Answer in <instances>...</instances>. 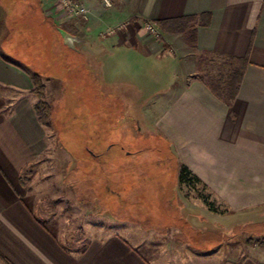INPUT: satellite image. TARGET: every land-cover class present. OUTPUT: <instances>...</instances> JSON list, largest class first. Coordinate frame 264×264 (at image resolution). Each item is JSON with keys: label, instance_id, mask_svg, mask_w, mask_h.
Returning a JSON list of instances; mask_svg holds the SVG:
<instances>
[{"label": "crops", "instance_id": "1", "mask_svg": "<svg viewBox=\"0 0 264 264\" xmlns=\"http://www.w3.org/2000/svg\"><path fill=\"white\" fill-rule=\"evenodd\" d=\"M76 1L89 13L71 17L70 28L50 14L53 0H12L3 8L6 15L20 18L29 13L38 23L37 31L30 32L37 38L33 46L41 51L47 46L46 34L55 36L52 32L59 30L80 38L65 36L69 46L84 37L105 39L102 43L111 45L110 52L123 61L146 59L163 69L162 62H169L172 82L161 88L155 81L160 88L144 107L147 119L169 143L179 174L186 166L233 213L264 208V0H112L109 7L103 0ZM189 18L193 23L183 28L169 26L177 30L157 24ZM147 22L156 26L157 34L147 30ZM121 24L102 38L103 31ZM24 26L22 31H28ZM186 28L194 31L190 50L180 38ZM14 46V41L13 46L0 42V264H264V251L223 258L218 240L201 241L206 236L201 226L188 221L207 217L187 209V222H178L182 227L171 236L172 223L161 229L137 219H120L117 232L87 230L85 237L66 233L55 218L79 215H64L49 201L37 168L48 147L46 125L35 112L38 98L31 92L32 74L42 72L34 61L41 60L35 56L30 62L22 49L11 50ZM191 56L200 57L194 65ZM204 56L247 57L232 103L196 75ZM179 188L180 178L175 187L180 202ZM91 214L86 218H110ZM171 238L183 242L180 249Z\"/></svg>", "mask_w": 264, "mask_h": 264}, {"label": "rangeland", "instance_id": "2", "mask_svg": "<svg viewBox=\"0 0 264 264\" xmlns=\"http://www.w3.org/2000/svg\"><path fill=\"white\" fill-rule=\"evenodd\" d=\"M11 2L0 0V42L13 46L14 41L11 50L22 49L30 62L40 57L41 63H34L42 71L38 73L45 84L44 99L51 106V117L44 124L46 159L37 170L49 201L61 207L64 215H79L55 218L66 233L85 237L87 230L117 232L120 219H137L149 226L156 223L161 229L172 223L175 227H169L171 236L182 227L178 222H187L183 218L189 214L187 209L207 217L188 221L201 226V233L206 235L201 241L218 240V254L223 258L239 259L251 251H264V208L233 213L194 179L180 182V202L177 200L179 166L169 143L147 119L144 107L160 87L172 82L174 72L169 62H162L163 69L160 63H148L146 59L123 61L110 52L111 45L102 43L105 39L84 37L83 42L69 46L58 29L52 32L55 36L46 34L47 46L41 51L42 47L39 50L33 46L37 38L30 32L37 31L38 23L30 20L29 13L24 18L9 12L6 15L4 8ZM58 6L59 2L53 0L50 14L70 28L67 22L71 17ZM24 25L28 31H22ZM188 29L180 38L190 50L192 30ZM7 33L8 43L4 41ZM209 57H203L196 75L215 87L226 85L235 72L231 60ZM199 58L189 59L194 65ZM155 81L160 82L159 88L154 87ZM160 178L165 181L160 183ZM91 212L110 218H86ZM169 241L174 242L175 249L183 244L177 238Z\"/></svg>", "mask_w": 264, "mask_h": 264}, {"label": "trees", "instance_id": "3", "mask_svg": "<svg viewBox=\"0 0 264 264\" xmlns=\"http://www.w3.org/2000/svg\"><path fill=\"white\" fill-rule=\"evenodd\" d=\"M193 18H189L190 21ZM185 22L182 19H174V20H164V21H158L157 24L163 29V30H177L179 28L185 27L187 24V21ZM184 22V23H183ZM170 25H177V29L170 28ZM60 29L61 27L58 26ZM194 33V31H192ZM229 60H231L232 65L235 69V72L231 74L230 81L221 87H215L212 85V83H208V85L213 89V91L224 101H226L228 104L232 103V101L235 99L238 93V89L241 83V79L244 73V67L247 62V57L243 58H236V57H228ZM33 84L34 87L32 88L31 92L36 94L39 98V101L35 104V112L38 116V119L41 123L45 124L48 122V120L51 117V106L48 102L45 101V84L42 80V75L38 72L33 73ZM180 182L185 183L188 179H194L199 182V179L192 174V172L186 167L182 166L180 169Z\"/></svg>", "mask_w": 264, "mask_h": 264}, {"label": "built area", "instance_id": "4", "mask_svg": "<svg viewBox=\"0 0 264 264\" xmlns=\"http://www.w3.org/2000/svg\"><path fill=\"white\" fill-rule=\"evenodd\" d=\"M59 2V10L63 13V14H68L70 17H87L88 13H89V9L80 4L78 1L76 0H57ZM104 5L109 7L112 5V0H103ZM123 25H119L117 27H112V28H108L107 30L103 31L101 33L102 36H107V35H111L116 33L117 29L122 28ZM146 28L148 31H150L151 33L157 34V29L156 26L151 23V22H147L146 23Z\"/></svg>", "mask_w": 264, "mask_h": 264}, {"label": "water", "instance_id": "5", "mask_svg": "<svg viewBox=\"0 0 264 264\" xmlns=\"http://www.w3.org/2000/svg\"><path fill=\"white\" fill-rule=\"evenodd\" d=\"M65 36H69V38L71 39V40H78V39H80L78 36H75V35H72V34H65Z\"/></svg>", "mask_w": 264, "mask_h": 264}, {"label": "flooded vegetation", "instance_id": "6", "mask_svg": "<svg viewBox=\"0 0 264 264\" xmlns=\"http://www.w3.org/2000/svg\"><path fill=\"white\" fill-rule=\"evenodd\" d=\"M64 37H65V35H64Z\"/></svg>", "mask_w": 264, "mask_h": 264}]
</instances>
